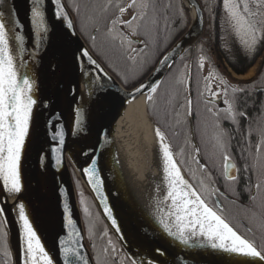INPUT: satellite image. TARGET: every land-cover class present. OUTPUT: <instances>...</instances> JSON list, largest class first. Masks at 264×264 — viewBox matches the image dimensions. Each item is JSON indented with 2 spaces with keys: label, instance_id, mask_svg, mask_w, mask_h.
Segmentation results:
<instances>
[{
  "label": "water",
  "instance_id": "obj_1",
  "mask_svg": "<svg viewBox=\"0 0 264 264\" xmlns=\"http://www.w3.org/2000/svg\"><path fill=\"white\" fill-rule=\"evenodd\" d=\"M181 1L189 14L186 30L136 86L126 89L82 39L64 0H0L5 29L0 32V117L14 112V196L8 201L0 180V218L12 264H23L12 203L54 264H95L72 172L131 264H264V256L202 200L176 160L186 188L162 155L140 139L128 149L137 153V146L146 159L131 166L136 181L117 154L113 132L126 103L144 93L148 100L202 37L205 18L199 0ZM14 71L18 78L12 77ZM14 88L22 96L17 110ZM189 124L195 141L191 119ZM36 135L40 143L34 142ZM228 172L226 178L232 179ZM140 184L146 200L138 193H143L137 190Z\"/></svg>",
  "mask_w": 264,
  "mask_h": 264
},
{
  "label": "trees",
  "instance_id": "obj_2",
  "mask_svg": "<svg viewBox=\"0 0 264 264\" xmlns=\"http://www.w3.org/2000/svg\"><path fill=\"white\" fill-rule=\"evenodd\" d=\"M160 2L157 0L156 5L165 7V17L162 20L156 18L157 13L151 2L150 12L146 14L149 16L144 18L143 26L136 29V36L143 39L141 49H134L129 40L107 32L104 20L93 21L86 18L81 21L73 17L76 30L92 53L126 89L136 86L152 70L159 57L188 26L189 14L181 0H174L173 4L169 0L166 3ZM199 2L205 18L202 37L192 53L187 52L174 64L162 82L151 92L146 104L147 113L168 141L186 174L188 161L185 154L191 146L188 118L192 119L200 154L203 147L202 126L206 120L211 124L213 117L204 109L209 106L202 103L203 95L210 90V84L205 79L208 74L203 69L206 68L219 77V63L221 58H225L232 70L244 73L258 58L264 46V0ZM93 24L99 25L98 33L94 37L91 35ZM261 69L260 75H264V68ZM214 133L216 134L215 131ZM192 181L198 186L202 180L198 174ZM74 182L77 183V189L83 188H80L76 176ZM82 191L85 192L83 197L86 196L89 204L93 205L87 191L84 188ZM230 197L226 201L227 206L252 229L254 237L247 238L264 256V196L257 192L249 197L250 203L242 201L234 193ZM97 217L100 221H97L100 238L96 245L89 242L91 254L97 260L96 264H114L112 255L120 250L119 246L98 214Z\"/></svg>",
  "mask_w": 264,
  "mask_h": 264
},
{
  "label": "flooded vegetation",
  "instance_id": "obj_3",
  "mask_svg": "<svg viewBox=\"0 0 264 264\" xmlns=\"http://www.w3.org/2000/svg\"><path fill=\"white\" fill-rule=\"evenodd\" d=\"M64 1L72 17L75 16L81 21L86 18L93 21L104 20L107 32L129 40L134 49H141L143 46V39L136 36V29L142 27L144 18L149 16L146 15L150 12L149 3L153 4L156 18L162 20L166 13L163 5H156L157 0ZM160 1L166 3L168 0ZM169 1L170 4L174 3V0ZM92 26L91 35L94 37L98 33L99 25ZM263 57L264 46L258 58L248 68H255L249 79L230 77L226 68L232 69L225 58H221V75L214 76L219 89L210 88L202 97V103L209 106L204 109L213 116L211 124L206 120L202 126V151L199 154L195 135V141L192 139L189 117L191 146L185 154L188 161L186 175L192 183V179L200 175L201 184L193 185L205 203L248 242L250 240L247 237L253 238L254 232L240 216L229 209L226 201L231 199L230 195L233 193L247 203H250L249 197L257 192L264 196V75H260L261 68H264ZM232 72L236 76L243 74L234 70ZM205 79L209 84L213 83L208 77ZM215 96H219V99L212 100ZM214 131L216 134H213ZM227 171L229 175H233L232 179L226 178ZM120 251L117 250L112 255L114 264H131ZM0 264H12L1 218Z\"/></svg>",
  "mask_w": 264,
  "mask_h": 264
},
{
  "label": "bare ground",
  "instance_id": "obj_4",
  "mask_svg": "<svg viewBox=\"0 0 264 264\" xmlns=\"http://www.w3.org/2000/svg\"><path fill=\"white\" fill-rule=\"evenodd\" d=\"M190 12L193 15V11L191 9ZM2 31L5 34L3 19L0 16V32L2 33ZM4 41L6 42L5 47L7 48L6 39ZM253 72L254 69L250 68L247 72L241 75H237L236 77L239 79H245L250 74H253ZM19 75V72L14 71L12 77L18 78ZM18 91L19 90L17 88H14L13 90L16 110L22 99V96L20 97V93ZM147 97L148 94L144 93L138 96L136 99L127 102L120 118L116 122L113 132V138L115 140V147L118 151L117 154L119 160L122 164L124 171L128 174V176L131 177L133 181H136V179L132 176L136 175L137 172L135 170V167L131 166L132 164H135V162L139 163L145 161L146 159L144 155H141V152H139L137 146L134 147L137 153L130 154L128 153V149L131 148V144L135 145L136 139H140L143 145H147L150 147L152 146L155 153L162 155L165 163L176 175L174 176L175 179L184 188H186V181L184 179L182 171L180 170L174 157L172 156L171 152L168 150L166 144L164 143L160 132L152 124L146 113ZM13 107L14 105L12 104L11 108ZM13 116L14 112L11 114L8 113L3 118L0 117V180L4 187V191L8 201H11L14 196V183L12 180V171L10 169V146L12 135L11 120ZM36 132L38 133L37 129ZM40 140L41 136L36 135L34 142L40 143ZM139 147L142 148V146ZM134 148H132L133 151ZM127 165H129V168ZM145 171H147V168H145ZM137 188V190H143V193H138L142 196L143 199L146 200V196L144 195V189L142 188L141 184L140 187L138 185ZM11 207L14 211L15 217L20 228L23 264H54L49 253L45 250L43 244L41 243L37 234L34 232L33 228L25 218L24 214L17 208L16 203H12ZM156 215L162 218L160 216L161 213L159 211L156 212Z\"/></svg>",
  "mask_w": 264,
  "mask_h": 264
},
{
  "label": "rangeland",
  "instance_id": "obj_5",
  "mask_svg": "<svg viewBox=\"0 0 264 264\" xmlns=\"http://www.w3.org/2000/svg\"><path fill=\"white\" fill-rule=\"evenodd\" d=\"M189 19V18H188ZM189 24V23H188ZM157 62V61H156ZM252 69H255L254 67H252ZM226 70H227V74L230 76V77H232V78H236L237 79V77H236V75L232 72V70H230V69H228V68H226ZM247 70H249V69H247ZM246 70V71H247ZM203 72L206 74H208L207 75V77L209 78V80H210V82H213V83H211L210 84V88H213V89H215V88H217V89H219V86H217V84L215 83V78H214V74L213 73H211L210 71H208L206 68H204L203 69ZM251 75L252 74H250L249 76H247L245 79H249V77H251ZM147 110V109H146ZM148 117L150 118V120L152 121V123H154L153 122V120H152V118L149 116V114H148ZM155 125V124H154ZM156 126V125H155ZM157 128V127H156ZM157 130H158V128H157ZM160 132V131H159ZM160 134H161V136L164 138V136L162 135V133L160 132ZM164 140V142H165V144L167 145V147L169 148V151L171 152V154L174 156V158H175V160L177 161V163H178V165L180 166V168L182 169V167H181V165H180V163L178 162V160H177V157H176V155L174 154V152H173V150L171 149V146L169 145V143H168V141L164 138L163 139ZM182 171L184 172V170L182 169ZM184 174H185V176L187 177V175H186V173L184 172ZM72 176H73V183H74V187H75V193H76V197H77V201H78V205H79V208H80V212H81V215H82V220H83V227H84V234H85V239H86V243H87V245H88V247H89V249H90V243L89 242H91V243H93L94 245H96V241H98V239L100 238V236H99V233H100V231H99V226H98V222L97 221H99V219H98V217H97V214H96V212L97 211H95L94 210V207H93V205H91V204H89V202H88V198L86 197V196H84L83 197V195H84V191H82L83 190V185L81 184V182L79 181V179L77 178V180L79 181V183H80V188L81 187H83L82 189H77V183L76 182H74V176H76L73 172H72ZM187 179H188V181L191 183V185L193 186V188L196 190V188L194 187V185H193V183L191 182V180L187 177ZM84 190H85V188H84ZM196 192L198 193V191L196 190ZM199 194V193H198ZM199 196L201 197V195L199 194ZM202 198V197H201ZM202 200H203V198H202ZM204 201V200H203ZM205 202V201H204ZM88 203V204H87ZM87 204V205H86ZM87 206L85 209H83L82 211H81V209H82V207H84V206ZM223 218V217H222ZM224 219V218H223ZM100 222V221H99ZM121 250V249H120ZM91 252V251H90ZM121 252V251H120ZM124 256H125V254H124ZM92 257H93V255H92ZM126 257V256H125ZM93 260H94V263H95V261L97 262V260H95V258L93 257ZM98 263V262H97ZM96 264V263H95ZM100 264V263H99Z\"/></svg>",
  "mask_w": 264,
  "mask_h": 264
}]
</instances>
